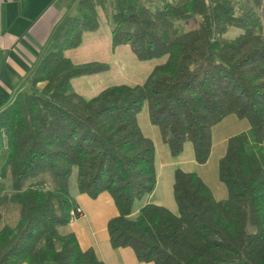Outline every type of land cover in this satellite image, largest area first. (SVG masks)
Listing matches in <instances>:
<instances>
[{
    "label": "trees",
    "instance_id": "trees-1",
    "mask_svg": "<svg viewBox=\"0 0 264 264\" xmlns=\"http://www.w3.org/2000/svg\"><path fill=\"white\" fill-rule=\"evenodd\" d=\"M108 4L114 47L166 59L143 83L86 98L72 79L110 65L75 63L65 51L99 28ZM196 17L193 28L177 25ZM144 102L171 154L190 141L200 164L209 160L216 124L230 114L249 121L219 161L226 199L217 200L198 173L176 168L179 213L148 203L132 218L135 201L157 185L155 144L138 122ZM74 167L81 193L108 191L117 205L108 222L114 248L130 246L155 264H264V0H244L240 10L235 0H78V12L60 22L0 111V178L12 182L11 193H0V264H105L68 229L79 207ZM9 203L20 204L15 227L2 226Z\"/></svg>",
    "mask_w": 264,
    "mask_h": 264
},
{
    "label": "crops",
    "instance_id": "crops-1",
    "mask_svg": "<svg viewBox=\"0 0 264 264\" xmlns=\"http://www.w3.org/2000/svg\"><path fill=\"white\" fill-rule=\"evenodd\" d=\"M77 7L78 0H0V111L13 100L26 77L47 49L57 26L66 16L72 14ZM102 12H100L99 28L85 32L82 43L75 49L80 48L86 42V38H89L88 48L94 55L100 53L102 44L108 43V41L114 54H116V50L127 45L113 46L112 31L114 25L111 23L110 18L113 17L114 11L112 9V13L106 18ZM103 21L106 22L105 25ZM123 48H125L122 49L123 52L120 51L117 54L118 64L122 66L120 67L123 74L139 75L146 70L150 71L149 73L152 72L155 66L147 68L145 65L133 62L131 47L130 49ZM66 56L75 63L99 61L91 57L84 58L82 54L77 56L76 59L68 56V54ZM130 63H135L139 68L135 71L136 73L134 71L132 73ZM91 85L92 82L89 80L87 86ZM244 120L246 119L239 118L235 114L223 118L213 127L212 149L209 160L204 164L196 161L198 165L192 164V168L185 170L198 173L211 188L217 200L226 199L228 196L227 186L219 177V161L226 153L229 138L250 129V123ZM153 135L157 136L154 130ZM147 137L152 139V136ZM162 150L164 158L160 161V166L161 169H164L169 167L172 161L168 155V153L171 154L170 148L168 153H166L164 147H162ZM157 159L158 155L155 147L156 165ZM175 170L176 168L174 169L172 182L169 180L165 189L159 194L160 179L157 173L155 190L153 193L146 195L147 197L144 196L145 198L141 199L139 204L135 201L132 218H136L141 207L148 203L162 205L175 214L179 213V207L174 196ZM72 175L70 180L71 194L74 196L77 205L83 209L84 215L71 221L68 229L75 233L81 248L83 250L93 249L98 258L105 264H155L152 261L139 260L135 250L130 246L114 248L111 245L108 222L119 215L113 197L108 191L102 192L96 198L81 193L77 181L76 185L72 181Z\"/></svg>",
    "mask_w": 264,
    "mask_h": 264
},
{
    "label": "rangeland",
    "instance_id": "rangeland-1",
    "mask_svg": "<svg viewBox=\"0 0 264 264\" xmlns=\"http://www.w3.org/2000/svg\"><path fill=\"white\" fill-rule=\"evenodd\" d=\"M235 2H236L237 10H240L244 4V0H235ZM77 12H78V7L72 13V15L76 14ZM99 12H102L105 15V18L109 17V14L112 13V7L110 4H108L106 9L104 10L99 9ZM110 19H111L110 20L111 23L114 25L113 17H111ZM199 22L200 20H198V18L196 17V18H192L187 21H184V22H178L177 25L182 30H188L190 28L197 26ZM103 24L105 25L106 22L103 21ZM235 33H236V30L231 29L230 35L232 36ZM88 41H89V38H86V42L82 46H80V48L78 49L73 48L75 50L68 49L66 50L67 51L66 54H68V56L74 59H76L77 56L81 54L84 58L91 57L93 59H98L101 62L108 63L110 65V68L107 71H103V72L96 73V74L78 76L72 79L73 90L78 93L83 94L84 97L92 98L98 95L103 89L109 86H114V85H119V84L135 85V84L143 83L150 75L149 73L150 71L148 72V70L142 72L139 75L123 74L122 69H121L122 66L118 64L119 60H117V54L120 51L123 52L122 49H125L123 47H127L126 49H130V46L128 44L116 50V54H114L112 51V46H110L109 41H108V43L102 44V50L100 51V53L94 55L91 53V50L88 48V43L90 42ZM131 55H133L132 56L133 62L137 64L139 63L142 65H145L147 68H152L153 66H156L157 64L163 62L166 59V57H162L159 59H152V60H140L133 53ZM135 63H130L131 64L130 67L132 68V73H134L135 71L139 69ZM89 80H91L92 82L91 86H87V82ZM244 121L249 123L247 119ZM138 122L142 129L143 134L145 136H152L154 144L156 143L155 147L157 149V155H158L156 172L159 174V179H160V187L158 190V194H159L165 189V186L168 184L169 180L170 182H172L171 180L174 178L175 168H181L183 170H186V169L192 168L191 167L192 164L198 165L195 159L193 144L190 141L186 142L185 148L179 156H173L172 154H169L168 144H166L162 140L159 127L153 124L152 121L150 120L149 107H148L147 102L143 103V106L140 112L138 113ZM153 130L155 131L157 136L153 135ZM162 147L166 149V153H168L172 161V164H170L169 167H165L164 169H161V166H160V161L163 160L164 158ZM72 174H73L72 181L75 182V185H76L77 167H74ZM11 191H12L11 180L0 178V193L9 194L11 193ZM144 198L145 197L141 199H144ZM141 199H137L136 203L139 204V201H141ZM20 210L21 208H20L19 203H9L6 206H4L2 226L3 225H8L11 227L17 226V224L20 221V217H21ZM61 230L64 231V228H61ZM49 264H52V263H49Z\"/></svg>",
    "mask_w": 264,
    "mask_h": 264
},
{
    "label": "built area",
    "instance_id": "built-area-1",
    "mask_svg": "<svg viewBox=\"0 0 264 264\" xmlns=\"http://www.w3.org/2000/svg\"><path fill=\"white\" fill-rule=\"evenodd\" d=\"M84 215V211L81 207H77V209L72 213V221L77 219L78 217Z\"/></svg>",
    "mask_w": 264,
    "mask_h": 264
}]
</instances>
